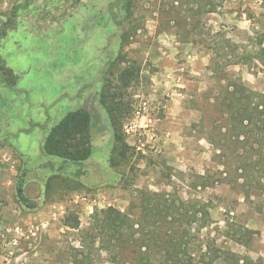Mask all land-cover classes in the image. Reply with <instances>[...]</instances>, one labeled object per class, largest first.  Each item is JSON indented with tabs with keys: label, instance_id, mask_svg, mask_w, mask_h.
Instances as JSON below:
<instances>
[{
	"label": "rangeland",
	"instance_id": "374dc122",
	"mask_svg": "<svg viewBox=\"0 0 264 264\" xmlns=\"http://www.w3.org/2000/svg\"><path fill=\"white\" fill-rule=\"evenodd\" d=\"M0 59V141L23 161L0 176V264H130L134 247L94 227L110 206L139 231L176 229L195 264H264L263 172L245 179L222 105L238 84L264 93V0H0ZM92 85L116 136L100 105L88 160L46 154L48 131ZM255 148L264 156V138ZM80 170L85 180L69 177ZM24 175L34 206L16 195ZM165 199L174 217L144 220L143 203Z\"/></svg>",
	"mask_w": 264,
	"mask_h": 264
},
{
	"label": "trees",
	"instance_id": "16d2710c",
	"mask_svg": "<svg viewBox=\"0 0 264 264\" xmlns=\"http://www.w3.org/2000/svg\"><path fill=\"white\" fill-rule=\"evenodd\" d=\"M132 75V72L127 71L122 74L121 78L124 85L130 83ZM99 98L101 105L108 114L113 135L116 136L114 119L110 107L106 103L105 91H100ZM222 101L229 119L230 130L234 131L231 137H235L244 148L242 169L247 177L245 179H249L251 174L252 178L255 177L256 171L253 170L255 167L257 171L263 172L260 178L264 180V156L251 153L256 151L255 146L259 147V142L264 138V93L254 92L244 84H238L235 90L230 91L222 98ZM94 117L85 107H79L68 112L48 131L43 144L45 153L59 157L65 163L82 164L88 160L93 152V139L100 136L102 129H104L94 123ZM87 175L88 172L85 173L80 170L77 171L76 175L69 177L83 181ZM55 176L57 175L55 174ZM259 185L264 188V181L259 182ZM167 201L168 199H165V203H143L144 220L148 221L150 217L156 216L158 219L160 217L164 220H168L169 217L172 219L171 217H174V203H167ZM194 215L196 217L198 211ZM93 218L95 228L103 233L111 234V238L116 237L134 247L130 264H195L192 254L182 253L179 249L181 242H178V235H175L176 229L168 228L163 235H159L158 230L147 231L141 228L142 230L139 231L135 228L136 222L131 215L114 206L97 210ZM156 221L158 222V220ZM70 224L78 225V217L75 218L74 223ZM160 241L164 244L162 252H152V244L154 242L160 243ZM116 259L117 257L114 255L111 257L113 263L117 262ZM240 260L236 259L235 264H259L249 257L243 261ZM82 262L90 264L87 258H84Z\"/></svg>",
	"mask_w": 264,
	"mask_h": 264
},
{
	"label": "crops",
	"instance_id": "0c3cea01",
	"mask_svg": "<svg viewBox=\"0 0 264 264\" xmlns=\"http://www.w3.org/2000/svg\"><path fill=\"white\" fill-rule=\"evenodd\" d=\"M16 151H17L16 149H13L12 147L8 146V144H6L5 142L0 141V176H3L5 174H6V176L7 175H13L15 173L14 169L16 167V163H18V162L20 163L21 162L23 164L22 160L19 161L16 158L13 157V153L16 154ZM10 159L12 161H9ZM11 182L12 181L10 179L8 180L6 178V180H5L6 188H5V190L2 189V193L4 194V197H3L4 202L3 203H13L14 202L13 198H12V194L10 193ZM31 186H32V184L25 187V192H26L25 194L27 196H28V194L33 193V190L35 189L34 187H31ZM28 189L32 190V192L28 191ZM32 196H35V195H32Z\"/></svg>",
	"mask_w": 264,
	"mask_h": 264
},
{
	"label": "flooded vegetation",
	"instance_id": "af4514ba",
	"mask_svg": "<svg viewBox=\"0 0 264 264\" xmlns=\"http://www.w3.org/2000/svg\"><path fill=\"white\" fill-rule=\"evenodd\" d=\"M100 91L96 88V86L92 85L91 89L89 90V92L84 96L83 98V102L84 105L83 107H85L90 114L94 117L95 113L98 112V107L101 105L100 102ZM101 124V123H100ZM103 131H105L104 129H102V133L104 134ZM26 175H24L20 181H18L16 183V195L18 196V199L20 200V203L30 207V206H34L35 205V201L34 199H31L30 197H28L25 193H24V181H26Z\"/></svg>",
	"mask_w": 264,
	"mask_h": 264
}]
</instances>
